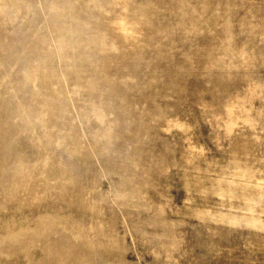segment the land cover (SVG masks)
I'll return each mask as SVG.
<instances>
[{
    "label": "rangeland",
    "instance_id": "374dc122",
    "mask_svg": "<svg viewBox=\"0 0 264 264\" xmlns=\"http://www.w3.org/2000/svg\"><path fill=\"white\" fill-rule=\"evenodd\" d=\"M0 264H264V0H0Z\"/></svg>",
    "mask_w": 264,
    "mask_h": 264
}]
</instances>
